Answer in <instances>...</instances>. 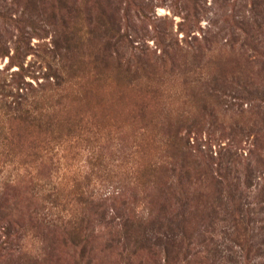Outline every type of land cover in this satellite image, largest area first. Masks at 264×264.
Here are the masks:
<instances>
[{"label": "rangeland", "instance_id": "obj_1", "mask_svg": "<svg viewBox=\"0 0 264 264\" xmlns=\"http://www.w3.org/2000/svg\"><path fill=\"white\" fill-rule=\"evenodd\" d=\"M74 1L66 0L69 10L62 16L52 9L51 0H32L30 4L26 0H0V14L6 11L18 17L25 12L24 36L30 38L32 46L23 53V68L19 63L10 64L9 55L0 56L3 77L12 79L13 84L22 77L31 83L24 92L41 94L43 87L49 86L46 74L63 75L60 67L67 66L68 55L79 70L72 80L78 91L82 83L92 82L81 102L70 105L69 115L60 119L56 125L59 131L46 136L49 144L57 143L49 155L53 161L34 159L40 152L34 154L29 145L41 143L43 138L36 128L31 127V134L23 135L17 147L9 145L11 137L5 134V126H0V159L5 160L0 177L15 172L22 160L43 161L45 175L61 181L64 192L76 181L83 182L89 191L122 190L112 200L119 207L122 200L134 205L141 192L140 183L134 194L131 188L124 189L125 180L118 184L119 178L144 174L150 165H165L157 181L162 190L171 189L160 191L162 200L171 202L176 212L190 214L186 193L190 189L204 197L207 188L197 183L195 176L210 173L221 181L226 179L231 193L220 207L221 214L214 215L206 227L199 225L194 237L201 244L199 248L212 256L211 264H243L230 215V199L241 196V212L252 219L255 239L261 246L252 264H264V198L258 195L261 180L252 176L249 182L244 169L246 165L264 169V0H113L119 6L114 26L130 35L133 54L143 66L139 70L145 76L138 75L134 83L127 78L113 79L118 72L115 62L104 63L113 60L109 57L112 48L100 51L91 45L96 36L112 32L107 17L93 0ZM74 7L78 15L71 10ZM63 20L70 31L73 25L79 29L85 40H66ZM57 29H61L64 40L54 46ZM17 32L15 24L4 23L0 15V45L9 49L10 55ZM126 50L130 56V49ZM98 79L104 81V87L98 86ZM44 96L51 101L47 94ZM87 128H92L96 140L79 138L85 137ZM91 151L103 157L105 167L95 165ZM167 163L173 171L166 174ZM23 185L7 189L6 195L20 188L24 202L29 195ZM4 225L0 222V264H73L74 257L57 248L46 262H31L30 251L37 249L39 241L30 238V231L19 234L24 240L19 241L17 235L5 238ZM169 228L165 225L162 231L178 233ZM26 248L30 250L24 252ZM95 255L92 264L123 262L112 250L103 249ZM151 255L143 256L144 262L136 259L131 264H159L162 253Z\"/></svg>", "mask_w": 264, "mask_h": 264}, {"label": "trees", "instance_id": "obj_2", "mask_svg": "<svg viewBox=\"0 0 264 264\" xmlns=\"http://www.w3.org/2000/svg\"><path fill=\"white\" fill-rule=\"evenodd\" d=\"M34 1L44 2L46 0ZM51 1L52 9H55L56 14L63 16L66 10H69L66 8L68 7L66 0ZM75 1L83 3V0ZM86 1L84 0V3ZM30 2L32 0H26L27 4ZM93 3L100 10L102 16L107 17L108 23L111 24L109 30L112 32H103L102 35H98L99 37L96 36L91 45H95L100 51L109 52L112 48L109 57L113 60L104 63L115 62L118 72L113 76V79L127 78L130 83H134L133 81L138 78V75H145L141 74L142 71L139 70L143 66L140 64V59H137L133 54L134 45L130 35L121 32L119 26L118 28L114 26V19L117 17L116 9L119 10L117 1L93 0ZM69 8H73V6ZM71 10L76 12L75 15H78V8L74 7ZM7 13L9 12L3 11L0 14L3 22L15 24L18 32L14 41L13 53L10 55V50L0 45V56L9 55L10 64L19 63L23 68L21 64L23 53L32 49L30 38H25L23 31L25 12H22L18 17L9 16ZM100 19H98V23H100ZM62 22L61 29L66 32V40L75 42H79L81 39L85 40V37H81L80 30L74 28V25L72 26L73 30L70 31V27L67 28L68 22L67 26L65 25L66 21ZM61 29H57L58 35L53 39L54 46H58V42L64 40V37L60 36L62 35ZM68 35L72 36L69 38ZM76 35L79 37L75 38ZM127 47L128 50L130 49V56L126 55ZM65 58H67L65 61H68L67 66L60 67V72L64 71L63 75L46 74L45 80L48 81L49 86H44L41 94L36 95H28L24 92L25 86L31 85V83L20 77L13 84L12 79L9 81L7 77H3L1 75L3 72L0 70V126H5V134L11 137L9 145L20 146L21 144L18 142L20 138L23 135L27 137L30 128L34 127L43 138L40 140L41 143H35L29 147L33 149L34 154L40 152V156L34 157V159L39 160L41 157L44 162L53 161L49 155L57 146V143L51 145L49 140L45 141L46 136H53L55 131H59V126L56 125L59 124L60 119L69 115L70 105L75 102L79 103L82 100L83 92L89 90L92 83H82L79 86L80 91H78L77 83H72L76 73H79L77 64L71 59L69 60L68 55H65ZM96 58L98 59V57ZM98 81H100L98 86L104 87V81L98 79L96 82ZM44 94H47L51 101ZM54 97L57 98L54 99ZM39 103H41L40 106ZM69 131L72 132L71 127H69ZM85 131V137L78 135L79 138L88 142L97 139L92 128H87ZM54 138L57 141V138ZM13 139L16 144L12 145ZM0 155L3 156L1 152ZM91 157L95 160V165L106 166L99 153L91 151ZM4 161L0 159V167ZM11 163L13 164V161ZM153 166L146 167L145 175L137 174L118 179V184L121 185L125 180L124 189L131 188L134 194L135 188L137 189L140 183L141 192L135 198L134 205H128L125 200H122L121 205L117 207L112 200H116L115 197L120 195L122 191H120V187L117 188L119 190H108L107 192H101L100 188L89 191L83 182L76 181L75 186L67 188V192H64L65 187L62 189L61 181H53L49 175H45L43 161L37 163L36 160H22L21 166L15 172L0 177V222L5 224L3 227L5 238L17 235L16 238L19 241L24 240L19 234L26 233L28 235L30 231V238H36L39 241L37 249L30 251L28 257L33 263L46 262L57 248L61 251H68L74 257V259L72 258L73 264H92L96 257L94 254L98 251L102 252L103 249L112 250L118 260L123 261L120 264H131L136 259L144 262L143 256H152L151 253L156 255L159 251L162 253L159 264H199L203 262L211 264L214 261L212 256L208 255L206 249L204 251L199 248L201 244L194 237L199 232V225L205 224L206 227L209 222L213 221L214 215L221 214L220 207L227 201V193H231L228 191L230 187L226 188L227 184L224 183L226 179L221 181L210 173H197L196 182L205 184V188H207L204 192L205 196L191 193L192 191L188 189L186 194L190 199L187 203L191 206L189 207L190 214L187 211L176 212L177 210L171 207V202L168 203L167 199L166 201L162 200V192H160L171 189V187L162 190L157 181L158 173L165 165ZM166 167L164 173L173 171L171 163H167ZM244 169L249 182L252 176L261 180L258 182V195L260 198H264V169L260 170L258 165L254 168L252 165H246ZM184 176L190 183L187 171H184ZM179 178L184 179L180 173ZM181 181H178L179 185L184 187L185 185ZM22 184L28 188L26 195H29L26 196L24 202L20 199V188L12 192V195H6L7 189L13 190ZM139 196H142L140 201ZM236 198L230 199L232 205L230 215L234 221L233 229L236 234V242L240 246V252L244 259L243 264H252L256 254H259L261 246L256 242V227L252 219L244 217L241 212L244 209L242 197ZM165 225L171 228L167 230L177 229L178 233L170 234L165 230L162 231ZM53 245L56 247L54 248ZM27 250L30 249L26 248L24 252Z\"/></svg>", "mask_w": 264, "mask_h": 264}]
</instances>
